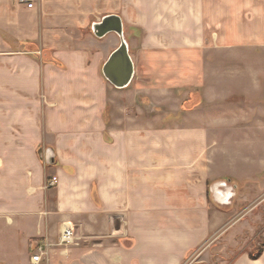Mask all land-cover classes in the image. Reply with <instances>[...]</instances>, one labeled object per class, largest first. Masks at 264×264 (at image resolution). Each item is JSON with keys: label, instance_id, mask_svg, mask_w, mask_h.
Returning a JSON list of instances; mask_svg holds the SVG:
<instances>
[{"label": "crops", "instance_id": "0c3cea01", "mask_svg": "<svg viewBox=\"0 0 264 264\" xmlns=\"http://www.w3.org/2000/svg\"><path fill=\"white\" fill-rule=\"evenodd\" d=\"M103 23L127 43L124 88L103 75L120 45L113 30L95 34ZM256 45L264 0H0V264H30L35 242L47 246L41 264H183L221 237L222 206L253 203L264 133L255 159L253 139L206 137L231 123L158 127L140 114L202 82L208 55ZM66 224L78 240L62 249ZM246 230L248 219L233 225ZM230 264H264V248Z\"/></svg>", "mask_w": 264, "mask_h": 264}, {"label": "rangeland", "instance_id": "374dc122", "mask_svg": "<svg viewBox=\"0 0 264 264\" xmlns=\"http://www.w3.org/2000/svg\"><path fill=\"white\" fill-rule=\"evenodd\" d=\"M214 56L220 61H213ZM208 58L211 60L207 61L203 67L202 75L206 74L202 82L191 85L188 91L178 90L177 98H174L171 107L158 104L157 112L144 110L145 112L140 114L141 119L144 122L153 120L158 127L173 122L205 123L207 127L211 123L221 122L224 125L231 123L233 127H222L218 129V132L215 129H206V137L216 138L217 133L219 135L231 133L238 140L253 139L255 159H260V144L264 133V51L257 45L235 50L223 48L216 54L208 55ZM208 74L211 76L209 77ZM119 99L127 104V100L123 97ZM171 110L174 113H169ZM145 124L142 123V126ZM237 144L239 148L240 145ZM212 148L214 147H207L206 152L209 153ZM240 148L245 149V147ZM251 181L247 182V185L254 186L250 197L251 201L253 200L252 205H246L235 215L232 214V210H229L234 204H231L229 209L222 206V236L216 241L210 240L198 247L183 264H230L240 250L245 249L248 253L255 252L262 246L264 242L261 233L264 228V182L262 183L264 176L255 177ZM223 182L236 189L238 187L234 181L223 180ZM244 185L245 183L242 186ZM240 219H248L253 223L252 233L246 230L236 236L233 234V225ZM33 245L30 249V257L34 253Z\"/></svg>", "mask_w": 264, "mask_h": 264}, {"label": "water", "instance_id": "95a60500", "mask_svg": "<svg viewBox=\"0 0 264 264\" xmlns=\"http://www.w3.org/2000/svg\"><path fill=\"white\" fill-rule=\"evenodd\" d=\"M108 30L115 31L120 38L119 47L111 53L103 66V75L105 78L117 88L126 87L132 80L134 69L133 62L128 52L127 43L123 37L120 27H110L106 24H99L95 26L94 32L96 35L102 36ZM46 162L50 163L53 154L47 150Z\"/></svg>", "mask_w": 264, "mask_h": 264}, {"label": "built area", "instance_id": "2783aa9c", "mask_svg": "<svg viewBox=\"0 0 264 264\" xmlns=\"http://www.w3.org/2000/svg\"><path fill=\"white\" fill-rule=\"evenodd\" d=\"M19 4L32 8L36 0H16ZM56 183V178H52L47 186H53ZM77 237L75 234V226L66 224L62 227L59 233L57 246L64 249L67 246L77 244ZM34 253L30 257V264H41L47 261V246L39 242L33 243Z\"/></svg>", "mask_w": 264, "mask_h": 264}, {"label": "trees", "instance_id": "16d2710c", "mask_svg": "<svg viewBox=\"0 0 264 264\" xmlns=\"http://www.w3.org/2000/svg\"><path fill=\"white\" fill-rule=\"evenodd\" d=\"M263 248H264V242H263L262 246H260V248L257 251H255V252H249L248 253L249 257L251 259H256V258L260 257V255H261V253L263 251Z\"/></svg>", "mask_w": 264, "mask_h": 264}]
</instances>
